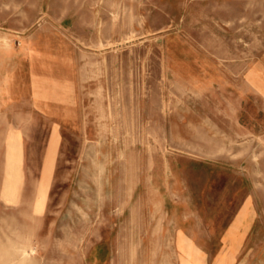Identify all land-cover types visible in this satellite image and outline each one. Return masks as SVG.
<instances>
[{
  "label": "rangeland",
  "instance_id": "1",
  "mask_svg": "<svg viewBox=\"0 0 264 264\" xmlns=\"http://www.w3.org/2000/svg\"><path fill=\"white\" fill-rule=\"evenodd\" d=\"M263 47L264 0H0V264H264V132L211 74Z\"/></svg>",
  "mask_w": 264,
  "mask_h": 264
},
{
  "label": "crops",
  "instance_id": "2",
  "mask_svg": "<svg viewBox=\"0 0 264 264\" xmlns=\"http://www.w3.org/2000/svg\"><path fill=\"white\" fill-rule=\"evenodd\" d=\"M212 76L226 77L228 83H234L235 78L237 77L238 81L243 85V88L246 94L243 95L245 102L249 104L248 109L244 111V123L243 130L244 132H249L250 136H255L264 132V47L258 52L257 56H254L252 59L243 63L230 62L226 65L220 64L215 70L212 68ZM249 204L241 205V208L238 209V212L233 218V221L229 225L225 235L227 236L231 229L238 227V223L242 220L246 225V229L243 230L242 227L238 228V231L235 233L237 237L240 238V245L234 254L233 259L240 258L241 248L243 243L247 238V230L253 224V213L254 210L248 207ZM207 252L200 251L195 254V258L199 261L198 264H203V261L208 258ZM222 254L218 256L211 257L212 259H219ZM226 257H230L229 254H226Z\"/></svg>",
  "mask_w": 264,
  "mask_h": 264
}]
</instances>
